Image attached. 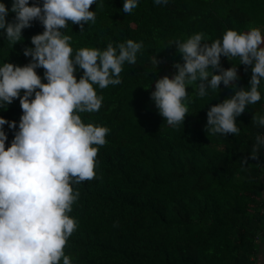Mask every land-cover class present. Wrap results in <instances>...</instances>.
Listing matches in <instances>:
<instances>
[{"label":"trees","instance_id":"trees-1","mask_svg":"<svg viewBox=\"0 0 264 264\" xmlns=\"http://www.w3.org/2000/svg\"><path fill=\"white\" fill-rule=\"evenodd\" d=\"M0 2L12 21L13 0ZM33 2L42 5L43 0H29V5ZM123 4L96 0L89 9L95 13L94 23L89 21L81 32L78 24L68 22L63 30L72 37L73 55L80 48L105 50L109 43L142 42L136 63L122 65L120 84L93 86L103 97L100 110L79 113L85 124L109 132L105 145H94L96 178L72 185L79 197L68 215L77 227L64 254L73 264H255L259 239L264 238V148L258 160L250 152L256 135L264 134V127L252 122L254 113L264 114V80L258 88L260 101L236 118L238 135L205 130L208 109L234 94L231 84L221 83L204 97L187 86L188 112L177 127L159 114L150 93L157 79L176 73L174 63H183L173 42L203 33L210 44L222 41L227 30L252 27L264 35V0H138L131 13H124ZM43 31L33 21L12 45L0 30V66L29 63L31 57L23 50L34 47L31 37ZM221 65H236L235 84L250 87L251 66L246 70L238 57L225 56ZM36 71L46 83L45 70ZM82 74L77 66V80ZM0 109L10 121L18 118L15 130L3 126L7 148L19 130L20 100Z\"/></svg>","mask_w":264,"mask_h":264},{"label":"clouds","instance_id":"clouds-1","mask_svg":"<svg viewBox=\"0 0 264 264\" xmlns=\"http://www.w3.org/2000/svg\"><path fill=\"white\" fill-rule=\"evenodd\" d=\"M96 0H43L42 5L29 0H13L12 21L7 20L9 9L0 2V30L14 45L22 40V30L39 21L44 31L31 37L34 47H25L24 55L31 61L24 66L5 62L0 66V108L14 99L20 100L22 116L19 130L6 148L5 124L16 129L15 118L0 109V264H73L64 254L68 238L77 227L68 215L79 197L72 185L96 178L94 171L98 154L96 146L106 143L109 129L85 124L79 113L99 111L103 97L94 89L120 84L122 65L135 64L142 42L132 39L105 50L80 48L73 55L72 37L64 34L68 22L78 24L81 32L89 21L95 22L90 6ZM166 4L167 0H154ZM138 0H124V13H131ZM183 63L177 70L155 81L150 93L159 114L169 126L184 122L192 86L199 97L208 90L232 85L234 92L222 103L207 111L205 130L211 134H235L236 118L249 105L261 99L258 90L264 80V35L259 28L246 32L227 30L222 41L205 42L203 33H195L181 42H173ZM172 43V44H173ZM221 56L239 58V64L251 66L250 87H238L236 65L224 68ZM153 63L158 65L156 57ZM77 66L83 74L77 80ZM43 68L46 83L36 69ZM21 92L23 93L21 95ZM34 94V98H33ZM252 122L264 127V114L254 113ZM250 157L258 160L264 148V134L255 137ZM245 157L244 161L247 162Z\"/></svg>","mask_w":264,"mask_h":264},{"label":"crops","instance_id":"crops-1","mask_svg":"<svg viewBox=\"0 0 264 264\" xmlns=\"http://www.w3.org/2000/svg\"><path fill=\"white\" fill-rule=\"evenodd\" d=\"M255 264H264V238L259 239V244L255 254Z\"/></svg>","mask_w":264,"mask_h":264}]
</instances>
